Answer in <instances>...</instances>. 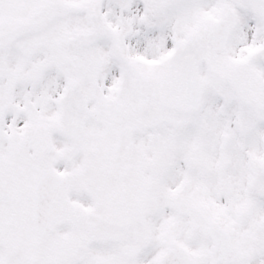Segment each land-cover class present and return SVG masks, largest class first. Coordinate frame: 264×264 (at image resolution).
Wrapping results in <instances>:
<instances>
[{"label":"snow or ice","instance_id":"6c2138e0","mask_svg":"<svg viewBox=\"0 0 264 264\" xmlns=\"http://www.w3.org/2000/svg\"><path fill=\"white\" fill-rule=\"evenodd\" d=\"M0 264H264V0H0Z\"/></svg>","mask_w":264,"mask_h":264}]
</instances>
